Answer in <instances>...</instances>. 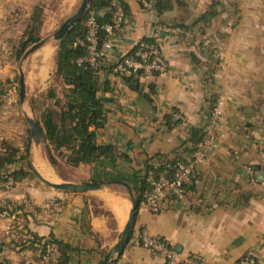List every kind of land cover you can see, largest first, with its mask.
Wrapping results in <instances>:
<instances>
[{
  "label": "crops",
  "instance_id": "1",
  "mask_svg": "<svg viewBox=\"0 0 264 264\" xmlns=\"http://www.w3.org/2000/svg\"><path fill=\"white\" fill-rule=\"evenodd\" d=\"M169 1L172 9L159 16L136 0H122L129 12L124 27L109 37L113 47L103 52L99 76L106 89L100 96L108 100L107 121L97 130V142L116 146L124 157L77 168L60 162L69 176L43 159L42 147L31 150L30 162L55 183L131 184L152 157L186 156L191 129L209 125L207 110L215 100L221 112L218 139L207 147L185 199L166 197L158 213L140 204L132 238L114 264H169L142 247L143 231L165 240L180 260L238 264L252 253L257 264H264V0ZM215 2L217 15L203 32L195 23ZM157 25L189 30L158 35L167 72L141 78L140 91L132 90L112 66L139 42L151 40ZM175 114L182 120L169 128L166 117ZM4 139L0 134V144ZM111 186L83 194L56 192L30 177L11 189L0 182V262L29 264L37 257L12 244V220L4 210L7 203L30 201L25 233L45 239L54 235L72 245L71 264H100L132 207ZM94 197L103 201V210L92 206Z\"/></svg>",
  "mask_w": 264,
  "mask_h": 264
},
{
  "label": "trees",
  "instance_id": "2",
  "mask_svg": "<svg viewBox=\"0 0 264 264\" xmlns=\"http://www.w3.org/2000/svg\"><path fill=\"white\" fill-rule=\"evenodd\" d=\"M112 1L91 0L89 10L82 22L77 24L64 40L59 42L54 75L63 82L66 90L63 94V100L56 95L54 90L48 91L47 97L53 101V104L44 109L37 121L42 132L46 153L51 164L55 167L58 166L59 162L65 163L70 168H77L81 165H94L102 160L124 157V154L116 146L100 145L97 142V130L103 128L107 121L106 105L108 100L100 96V93L106 89V85L100 81L101 67L95 69L88 63H78V60L86 56L85 48L77 45V42L85 40L87 37L88 29L85 22L89 13L95 14L96 20L101 26L111 24L113 21ZM148 1L153 3V8L159 16L172 9L169 0ZM217 4L218 2H215L213 7L195 23V25H201L203 32L210 25L213 17L217 15L214 8ZM123 9L127 16L129 12L124 3ZM43 14L44 8L36 6L19 43L18 58L31 45L40 40ZM175 27L189 30L183 25ZM99 37L101 48L108 40V35L106 32L100 31ZM145 41L151 42L150 39ZM136 48L130 54H134ZM141 78L130 77L123 80L132 90L140 91L139 81ZM215 108L216 102L211 100L207 110L209 122ZM179 121L175 120L173 115L166 117V124L169 128L178 124ZM207 136L208 126L193 128L188 140L190 147L184 151L186 156L177 155L170 158L166 155H156L152 157L145 165L144 174L131 184L129 183L139 204L145 202L146 195L153 190V181H158L163 177L173 180L178 164H188L197 152L198 146L204 142ZM32 174L26 155L21 152L20 148L13 146L12 142L3 140L0 144V182L4 186L9 182L16 185ZM194 174L191 184L194 180ZM120 187L126 190L124 186L120 185ZM27 208L28 206L25 204L7 203L4 209L8 216L17 219L16 224L11 229V234L14 237L12 244L15 248L19 251H34L37 254L34 261L36 264H45L43 261L50 255V248H55L57 264H71L72 253L76 251L72 245L54 235L45 239L30 231L24 233V229H28L25 221L28 215ZM2 249L3 244L0 243V253ZM0 264L8 263L1 261ZM29 264H33V262Z\"/></svg>",
  "mask_w": 264,
  "mask_h": 264
},
{
  "label": "rangeland",
  "instance_id": "3",
  "mask_svg": "<svg viewBox=\"0 0 264 264\" xmlns=\"http://www.w3.org/2000/svg\"><path fill=\"white\" fill-rule=\"evenodd\" d=\"M81 2L82 0H0V113L2 114L0 116V134L4 136V140L10 141L13 146L20 148L26 157L31 133L24 114L27 113L38 121L44 109L53 104V101L47 97L49 90H54L56 95L63 100L66 87L54 75L59 42H55L52 36L68 18L77 12ZM36 6L44 8L43 25L38 42L45 39L47 41L21 64L25 52L34 45H31L20 58L17 57L19 43ZM46 48H50L51 51L44 56L42 52ZM20 68L23 70L26 85V99L23 105L20 102ZM40 147L45 149L43 140ZM35 149L36 147L32 145L31 150ZM44 149L43 159L50 161L46 149ZM29 160L31 161V156ZM55 169L62 176H69L71 173L60 162ZM30 179L38 185L45 186L33 174L30 175ZM13 186L9 182L4 187L11 189ZM111 190L117 193V197L122 196L130 203L127 190L112 186ZM20 204L28 206L27 212L33 210L29 206L31 205L30 201ZM102 204L103 201L97 197L92 199V206L98 212L103 210ZM9 218L12 220L11 230L17 219L14 220L13 216H9Z\"/></svg>",
  "mask_w": 264,
  "mask_h": 264
},
{
  "label": "built area",
  "instance_id": "4",
  "mask_svg": "<svg viewBox=\"0 0 264 264\" xmlns=\"http://www.w3.org/2000/svg\"><path fill=\"white\" fill-rule=\"evenodd\" d=\"M147 10L153 9L152 2L148 0H136ZM113 21L111 24L100 25L93 12L89 13L85 25L88 34L85 40H79L77 45L85 48L86 56L78 60L79 64L88 63L93 68L101 67V60L105 49L113 47L109 37L122 31L126 20L122 0H113L111 2ZM100 31L106 32L108 40L100 48ZM183 32L179 28L157 25L154 28L151 42L141 41L138 43L134 54H129L118 60L112 66V73L120 79L130 77H147L154 74H164L167 72L168 64L162 56L159 48V36L161 33ZM175 120H182L178 114L174 115ZM221 121V112L216 107L211 116L208 125V136L198 146L197 152L188 164H178L175 170V177L169 180L165 177L158 181H153V190L146 195L145 205L152 213H158L161 209L162 201L171 196L178 201L185 199L186 189L191 184L196 167L202 164L206 158L207 147L213 144L217 139L215 134ZM12 184V183H11ZM16 220V218H13ZM142 247L150 252L154 257L166 260L169 264H205L202 260L188 257L180 260L179 255L162 239L151 236L147 231L141 234ZM43 263L57 264L56 249L50 248V255L46 257ZM238 264H257L256 258L252 253L246 255Z\"/></svg>",
  "mask_w": 264,
  "mask_h": 264
},
{
  "label": "water",
  "instance_id": "5",
  "mask_svg": "<svg viewBox=\"0 0 264 264\" xmlns=\"http://www.w3.org/2000/svg\"><path fill=\"white\" fill-rule=\"evenodd\" d=\"M91 0H82L77 12L68 18L62 26L53 34L52 38L55 42H60L64 40L68 34L73 30V28L82 22V20L85 18L89 7H90ZM46 39L42 40L36 44H34L31 48H29L25 54L23 55V58L21 60V64L24 63V61L35 51H37L39 48H41L45 43ZM26 99V85H25V76L23 73V70L20 68V102L23 105L25 103ZM25 120L30 128V143L27 148V157L30 169L32 173L36 176V178L47 188L54 190L56 192L61 193H96V192H106L108 191L109 186L116 184L124 186L128 192L132 207L128 215V220L124 226L123 231L119 234L115 244L113 247L109 249V251L104 256L103 260L100 264H114L118 256L122 254L125 247L129 244L135 223H136V216L139 209V201L136 199L132 186L124 181H115V182H108V183H102V182H96V181H83V182H63V183H55L51 182L47 179H45L41 174L35 169V167L32 165V163L29 160L30 152L32 145H34L37 149L40 148L42 144V132L40 130V127L36 120L31 118L27 113L24 114ZM256 175H259V172H257Z\"/></svg>",
  "mask_w": 264,
  "mask_h": 264
},
{
  "label": "bare ground",
  "instance_id": "6",
  "mask_svg": "<svg viewBox=\"0 0 264 264\" xmlns=\"http://www.w3.org/2000/svg\"><path fill=\"white\" fill-rule=\"evenodd\" d=\"M50 48H46L44 49V51L42 52L44 56L48 55L50 53Z\"/></svg>",
  "mask_w": 264,
  "mask_h": 264
}]
</instances>
